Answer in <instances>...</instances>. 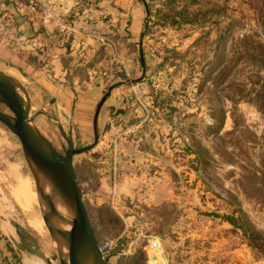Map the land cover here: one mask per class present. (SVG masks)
Returning <instances> with one entry per match:
<instances>
[{
	"label": "rangeland",
	"instance_id": "rangeland-1",
	"mask_svg": "<svg viewBox=\"0 0 264 264\" xmlns=\"http://www.w3.org/2000/svg\"><path fill=\"white\" fill-rule=\"evenodd\" d=\"M133 2L142 19L135 33L121 14L126 9L118 7L115 23L102 19V39L94 49L72 56L70 63L75 75L95 77L103 93L111 83L130 79L111 89L118 98L100 111L96 143L72 155L98 245L120 240L104 259L107 264H264V253L224 217L231 206L239 207L264 237V198L257 189L264 174V62L261 48H253L264 46V0ZM46 61L43 55L34 62ZM3 71L28 85L20 72ZM54 103L33 102L30 113L44 108L48 114L37 112L33 124L60 152L66 142L54 118L74 147L89 144L90 126L82 134L81 123ZM113 162L121 163L118 175L127 174L119 187ZM33 191L19 140L0 122V216L20 223L50 263L60 264L44 223L39 232L28 225L23 207L40 213L37 198L28 203ZM0 233L18 240L1 217ZM150 236L159 244L156 263L142 247ZM19 251L20 264H44L35 252Z\"/></svg>",
	"mask_w": 264,
	"mask_h": 264
},
{
	"label": "crops",
	"instance_id": "crops-1",
	"mask_svg": "<svg viewBox=\"0 0 264 264\" xmlns=\"http://www.w3.org/2000/svg\"><path fill=\"white\" fill-rule=\"evenodd\" d=\"M29 1L0 0V13L7 15L13 33L19 36L18 42L1 40L0 53L3 60L0 61V69L21 73L28 83L27 85L23 82L22 85L31 104L41 103L44 99L49 102L54 100L58 111L71 113L72 117L81 123L82 134L87 132L89 126L92 132V116L95 105L102 96V86L96 83L95 77H80L72 73V56L80 57L82 52L94 49L93 46L102 39L98 32V28L104 25L102 19L111 24L115 23L120 15L118 7L126 9L121 11V14L128 16L127 27L134 29L129 32L135 33L142 22L139 15L141 8H137L133 0H130L131 3L129 0H33V8L29 7ZM93 5L94 7H91ZM99 6L105 8V11L103 9L101 12ZM48 9H51V16L45 14ZM105 12L106 18L102 16ZM81 24L84 28L79 27ZM31 42L35 45L31 46ZM43 55H47L46 63L34 62ZM82 84L85 85L81 87ZM117 93V90H111L100 105L96 118L97 131L100 127L99 114L102 107L105 102H116ZM120 166V162L117 165L113 162L111 165L112 175L121 179L118 187L123 185L124 179L127 178L126 173L117 174ZM110 182L108 180V184ZM0 246L20 259L14 250L12 239L1 233Z\"/></svg>",
	"mask_w": 264,
	"mask_h": 264
},
{
	"label": "water",
	"instance_id": "water-1",
	"mask_svg": "<svg viewBox=\"0 0 264 264\" xmlns=\"http://www.w3.org/2000/svg\"><path fill=\"white\" fill-rule=\"evenodd\" d=\"M145 13L147 15L146 11ZM139 58L142 74L144 67L141 51ZM127 81H130V79L111 83L97 101L92 116L93 137L89 144L74 147L70 136L65 135L61 125L54 118L66 142V147L63 152H60L32 122L37 112L46 116L48 114L41 109L30 113L31 103L25 87L17 78L0 69V105H3L8 110L6 112L0 108V122L15 134L19 140L22 153L34 180L40 215L48 233L56 230L67 235L65 255L63 258L58 256L60 264H107L96 241L76 182L72 155L88 149L96 143L98 137L96 118L100 105L113 87ZM47 181L51 184L53 183L59 193L46 191L44 183H47ZM54 196H57L70 210L72 216L71 225L68 229L57 228L48 220V212L56 210L53 200ZM0 217L12 226L18 237V240L12 238V242L19 256L21 254L19 250L24 247L40 256L44 264H51L49 258L38 248L31 235L20 223L4 216ZM23 261L26 264V260Z\"/></svg>",
	"mask_w": 264,
	"mask_h": 264
},
{
	"label": "bare ground",
	"instance_id": "bare-ground-1",
	"mask_svg": "<svg viewBox=\"0 0 264 264\" xmlns=\"http://www.w3.org/2000/svg\"><path fill=\"white\" fill-rule=\"evenodd\" d=\"M44 189L46 191H52L53 193H59V190L53 186V183L51 184L49 181L47 183H44ZM34 194H32V197L29 195L27 196L28 203H31L32 201H36V193L33 191ZM22 194H26L24 191ZM25 197V196H24ZM54 204L56 210L48 212V220L49 222L60 229H68L71 225V213L69 208L57 197H53ZM21 202V200H20ZM21 204V203H20ZM23 204V202H22ZM22 206V205H21ZM23 207V206H22ZM29 205H26L23 207V209L27 210V222L28 225L39 232V230L42 228V218L40 213L35 214L33 211H29ZM43 230V229H42ZM52 237L53 244L61 258L64 257L65 251H66V245H67V235H64L56 230L49 233Z\"/></svg>",
	"mask_w": 264,
	"mask_h": 264
},
{
	"label": "built area",
	"instance_id": "built-area-1",
	"mask_svg": "<svg viewBox=\"0 0 264 264\" xmlns=\"http://www.w3.org/2000/svg\"><path fill=\"white\" fill-rule=\"evenodd\" d=\"M34 4L35 2L33 0L29 1L30 8H33ZM45 14L51 16V9H48ZM0 39L14 42H18L19 40V36L13 33V30L10 26V21L5 13H0ZM34 45L35 43L31 42V46ZM118 245H120V240L118 237H115L109 239L108 241L104 242L102 245L99 246L104 256L105 252ZM142 247L147 253L152 254L151 258L156 263L157 259L154 257V253L159 247L157 238L155 236H150L146 239V243ZM0 264H20V262L16 257L13 256V254L8 249L0 246Z\"/></svg>",
	"mask_w": 264,
	"mask_h": 264
},
{
	"label": "trees",
	"instance_id": "trees-1",
	"mask_svg": "<svg viewBox=\"0 0 264 264\" xmlns=\"http://www.w3.org/2000/svg\"><path fill=\"white\" fill-rule=\"evenodd\" d=\"M232 21V18H229L227 21L225 27L227 31L231 29ZM244 38L246 39L247 37L244 36ZM255 47L261 48V60L264 62V46L260 43H256L253 48ZM196 159H199V157L196 156ZM199 160L201 161V159ZM203 161L206 162L205 160ZM257 189L264 198V174H262L260 186H258ZM224 217L234 228H238L241 231V235L245 238L247 244H249L257 252L264 253V237L257 229L252 226L245 213L239 207L235 208V206H231L230 211L225 213Z\"/></svg>",
	"mask_w": 264,
	"mask_h": 264
}]
</instances>
